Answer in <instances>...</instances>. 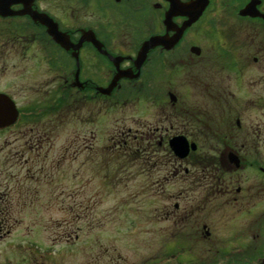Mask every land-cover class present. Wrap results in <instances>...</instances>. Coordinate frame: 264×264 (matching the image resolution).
<instances>
[{"label":"flooded vegetation","instance_id":"flooded-vegetation-1","mask_svg":"<svg viewBox=\"0 0 264 264\" xmlns=\"http://www.w3.org/2000/svg\"><path fill=\"white\" fill-rule=\"evenodd\" d=\"M5 3L7 10L0 7L8 12L0 13V84L5 81L0 94L16 103L7 88L12 71L53 73V80H45L56 83L46 96L51 103L73 99L77 72L83 85L93 88L108 86L119 70L139 74L121 78L112 96L117 104L135 97L151 109L149 147L168 149L171 138L180 134L195 142L189 130H209L210 207L195 206L191 197L179 192L169 194L161 209L162 221L172 225L174 234L188 231L206 247L200 254L187 255L190 248L183 243L172 257L180 264H264V0ZM50 24H56L68 47L51 33ZM88 31L108 54L93 41L80 42ZM152 38L157 41L138 67V56ZM57 87L65 95L58 94ZM40 109L19 108V123L0 130H38ZM137 135H132L134 140ZM173 162L163 182L201 174L196 165L203 160ZM3 201L0 191V237L13 212L2 206ZM42 261L0 256V264Z\"/></svg>","mask_w":264,"mask_h":264},{"label":"rangeland","instance_id":"rangeland-1","mask_svg":"<svg viewBox=\"0 0 264 264\" xmlns=\"http://www.w3.org/2000/svg\"><path fill=\"white\" fill-rule=\"evenodd\" d=\"M54 77L46 69L12 71L7 88L19 108L39 109L51 103L45 100L56 83L45 80ZM26 96L34 102H24ZM90 99L42 113L38 130L0 131L2 206L13 211L6 220L9 233L0 237V256L46 260L37 264H180L172 254L183 243L187 255L200 254L206 243L188 231L174 234L161 209L169 194L179 192L209 208L208 197L203 201L208 180L199 175L163 182L176 157L148 146L152 112L145 102ZM128 126L133 130H121ZM188 133L210 155L209 130ZM137 146L144 151L135 158L130 152Z\"/></svg>","mask_w":264,"mask_h":264},{"label":"water","instance_id":"water-1","mask_svg":"<svg viewBox=\"0 0 264 264\" xmlns=\"http://www.w3.org/2000/svg\"><path fill=\"white\" fill-rule=\"evenodd\" d=\"M0 7L7 10L8 5L7 3H5V0H0ZM247 11H248V8L244 9L242 13L246 14ZM0 13L7 14L8 12L0 11ZM45 22L49 23L48 20H46ZM50 30H51V33L56 37V39L62 45H64L65 47H68V45L65 44L63 35L58 30L56 24L54 25L50 24ZM84 40L93 41V43L99 49V51H101L102 53L108 54L102 48L101 43L96 39L92 31L86 32L80 42L82 43V41ZM156 41H157L156 39L152 38L145 43L137 59L138 67H140V65L143 63V61L145 60L147 56V52L149 48L152 47L156 43ZM138 75L139 74H133L132 71H120L119 70L114 76L113 80L111 81L108 87L100 86V87H97V90L102 94L110 95L121 78L123 77L134 78V77H137ZM76 86L79 88L84 87L83 83H81L79 80L78 72L76 74ZM18 115H19V111L16 108L15 103L7 95L0 94V128L13 124L17 120ZM170 145L175 155L181 159L186 158L191 150L197 149V144L190 143L187 137L184 135H178V136L173 137L170 140Z\"/></svg>","mask_w":264,"mask_h":264},{"label":"trees","instance_id":"trees-1","mask_svg":"<svg viewBox=\"0 0 264 264\" xmlns=\"http://www.w3.org/2000/svg\"><path fill=\"white\" fill-rule=\"evenodd\" d=\"M91 90H92V88H89V87H87L85 90H79L77 88H74L73 89V97H75V98H73L72 103H77V101H79V99L85 98L86 97L85 95H87V94L89 95ZM58 94H62V95L64 94L65 95L64 91L61 90V88H60V92ZM96 94L99 95L97 92H96ZM113 97L116 99L115 95ZM91 99H93V98H91ZM67 105H69L68 101L59 100L56 103H51L48 106L42 108L41 111H42V113H46V112L53 113L54 111L60 112V111H62V109L67 107ZM129 141H131V140L126 139V140H124V143L123 142L122 143L127 145L129 143ZM132 142H134L133 139H132ZM142 151H144V149H142V147H140V146H137V148L135 150L131 151L130 154L135 155V158H137L141 154ZM123 155H125V153H123ZM193 155H196V156H193ZM210 157L211 156L207 152L197 151V152L191 153L189 159L190 158L191 159L198 158L200 160H209ZM197 167L201 168L202 177L204 179L208 180V182H209V180H210V163L208 161H203Z\"/></svg>","mask_w":264,"mask_h":264}]
</instances>
